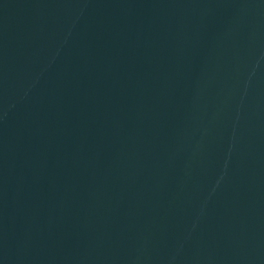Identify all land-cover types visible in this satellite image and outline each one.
<instances>
[{"label": "water", "instance_id": "95a60500", "mask_svg": "<svg viewBox=\"0 0 264 264\" xmlns=\"http://www.w3.org/2000/svg\"><path fill=\"white\" fill-rule=\"evenodd\" d=\"M0 264H264V0H0Z\"/></svg>", "mask_w": 264, "mask_h": 264}]
</instances>
